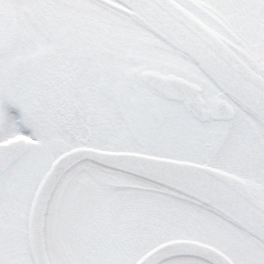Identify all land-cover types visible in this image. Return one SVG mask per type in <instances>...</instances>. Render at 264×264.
<instances>
[{"label":"snow or ice","instance_id":"snow-or-ice-1","mask_svg":"<svg viewBox=\"0 0 264 264\" xmlns=\"http://www.w3.org/2000/svg\"><path fill=\"white\" fill-rule=\"evenodd\" d=\"M0 264H264V0H0Z\"/></svg>","mask_w":264,"mask_h":264}]
</instances>
